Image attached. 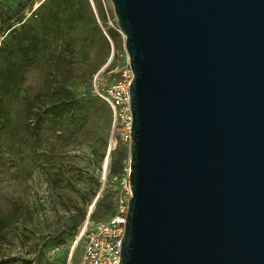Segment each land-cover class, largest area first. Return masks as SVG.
Here are the masks:
<instances>
[{
    "label": "water",
    "instance_id": "obj_1",
    "mask_svg": "<svg viewBox=\"0 0 264 264\" xmlns=\"http://www.w3.org/2000/svg\"><path fill=\"white\" fill-rule=\"evenodd\" d=\"M133 74L118 264H264V0H109Z\"/></svg>",
    "mask_w": 264,
    "mask_h": 264
},
{
    "label": "rangeland",
    "instance_id": "obj_2",
    "mask_svg": "<svg viewBox=\"0 0 264 264\" xmlns=\"http://www.w3.org/2000/svg\"><path fill=\"white\" fill-rule=\"evenodd\" d=\"M36 3L0 0V26L26 10L21 21L0 28V43L41 5L35 8ZM99 8L97 17L89 9L78 26L67 25L60 43L68 60L60 66L61 83L75 94L77 105L55 108L61 117L44 114L69 97L39 65L25 68L27 77L17 86H6V117L0 122V264H77L81 230L109 218L119 200L129 201L130 142L113 129L112 114L97 95L120 79L129 59L112 4L106 12ZM7 39L12 46L16 36Z\"/></svg>",
    "mask_w": 264,
    "mask_h": 264
},
{
    "label": "trees",
    "instance_id": "obj_3",
    "mask_svg": "<svg viewBox=\"0 0 264 264\" xmlns=\"http://www.w3.org/2000/svg\"><path fill=\"white\" fill-rule=\"evenodd\" d=\"M89 9L92 11L87 0H46L25 21L5 33L0 43V122L6 117L4 105L7 84L13 83L17 86L18 83L23 82L27 77L25 68L35 65L42 68L47 79L52 78L60 83L62 85L60 89L69 97L65 102H62L63 99H58L51 105V110L45 111L44 114L61 117L62 113L54 112L55 108L69 109L78 104L75 94L61 83L64 72L60 66H65L68 60L61 51L60 43L66 37L64 31L67 25L74 23L78 26L84 19V13L89 15ZM43 10H47L46 14H42ZM25 11V7L18 10L0 28L9 29L13 23L21 21ZM8 36H16L14 45L9 46ZM37 87L39 90L44 89V83L38 82Z\"/></svg>",
    "mask_w": 264,
    "mask_h": 264
},
{
    "label": "built area",
    "instance_id": "obj_4",
    "mask_svg": "<svg viewBox=\"0 0 264 264\" xmlns=\"http://www.w3.org/2000/svg\"><path fill=\"white\" fill-rule=\"evenodd\" d=\"M87 2L96 17L97 8L100 7L99 9L106 12L111 4L109 0H87ZM132 79L133 74L128 62V66L120 73L119 80L112 82L106 88L97 90L98 97L112 114L113 129L121 132L120 135L126 142L131 141L132 113L129 86ZM131 195L130 186H128L126 192L128 200ZM127 204L126 200H119L109 218L81 230L79 239L84 238V243L77 264H118Z\"/></svg>",
    "mask_w": 264,
    "mask_h": 264
},
{
    "label": "bare ground",
    "instance_id": "obj_5",
    "mask_svg": "<svg viewBox=\"0 0 264 264\" xmlns=\"http://www.w3.org/2000/svg\"><path fill=\"white\" fill-rule=\"evenodd\" d=\"M36 6H35V8H37L41 3H40V0H36ZM90 210H93V207L90 209ZM75 245H76V243H75ZM75 245L73 246V248L75 247ZM73 248H72V250H71V253L73 252Z\"/></svg>",
    "mask_w": 264,
    "mask_h": 264
}]
</instances>
